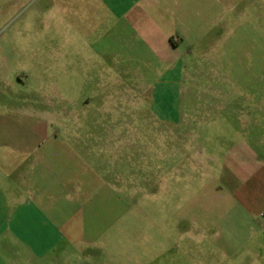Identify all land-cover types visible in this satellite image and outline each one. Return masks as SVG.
Returning <instances> with one entry per match:
<instances>
[{
  "label": "rangeland",
  "instance_id": "374dc122",
  "mask_svg": "<svg viewBox=\"0 0 264 264\" xmlns=\"http://www.w3.org/2000/svg\"><path fill=\"white\" fill-rule=\"evenodd\" d=\"M16 111L62 139L120 138L55 148L47 176L87 182L91 212L118 219L52 263L220 264L182 220L225 211L236 152L264 164V0H0V117Z\"/></svg>",
  "mask_w": 264,
  "mask_h": 264
},
{
  "label": "crops",
  "instance_id": "0c3cea01",
  "mask_svg": "<svg viewBox=\"0 0 264 264\" xmlns=\"http://www.w3.org/2000/svg\"><path fill=\"white\" fill-rule=\"evenodd\" d=\"M39 116L16 111L0 117V264H54L51 257L92 247L118 219L115 213L108 219L106 213L98 218L91 212V192L78 193L87 182L74 180L70 187L47 172H53L61 141L89 140L107 148L101 142L115 141L118 148L120 138L84 134L81 139L68 133L62 139L46 133L50 119ZM53 120L60 123L61 117ZM247 151L236 152L232 166L224 165L228 170L217 189L225 211L209 225L195 222L193 216L182 220V236L187 239L204 238L203 232L211 230L213 245L224 259L220 264H234L232 257L242 252L235 264H264V164ZM98 189L96 200L112 197L105 184Z\"/></svg>",
  "mask_w": 264,
  "mask_h": 264
}]
</instances>
